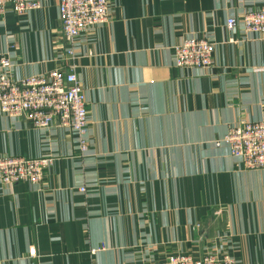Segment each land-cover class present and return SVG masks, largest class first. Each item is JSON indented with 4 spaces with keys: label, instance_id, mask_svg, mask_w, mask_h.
Segmentation results:
<instances>
[{
    "label": "crops",
    "instance_id": "crops-1",
    "mask_svg": "<svg viewBox=\"0 0 264 264\" xmlns=\"http://www.w3.org/2000/svg\"><path fill=\"white\" fill-rule=\"evenodd\" d=\"M39 1L0 18V58L14 78L68 69L58 0ZM110 2L108 20L71 46L86 151L68 128L0 112V156L53 158L38 184L0 182V264L225 251L235 264H264V168L244 169L215 144L231 126L264 120V34L225 24L264 0ZM191 36L214 44L211 66H175L173 46Z\"/></svg>",
    "mask_w": 264,
    "mask_h": 264
},
{
    "label": "built area",
    "instance_id": "built-area-1",
    "mask_svg": "<svg viewBox=\"0 0 264 264\" xmlns=\"http://www.w3.org/2000/svg\"><path fill=\"white\" fill-rule=\"evenodd\" d=\"M39 7V0H0V18L8 8L21 15ZM110 12V0H58L57 13L61 33L70 44L64 58L69 60L68 69L57 67L45 75L14 78L10 73L12 65L9 60L0 58V112L23 118L36 128H48L52 125L68 128L79 149L86 151V99L71 62L74 56L71 46L74 39L86 28L106 22ZM237 21L242 24L245 32L264 34V3L257 10L243 14L239 20L227 18L226 27L233 28ZM213 49L214 44L204 38H184L172 48L174 64L182 67H209ZM221 142L228 146L232 156L240 160L242 168H264V120L231 126L215 144L219 145ZM52 160L50 156H0V182L6 185L17 182L38 184ZM235 262L234 257L225 251L205 254L199 258L172 254L157 264Z\"/></svg>",
    "mask_w": 264,
    "mask_h": 264
}]
</instances>
